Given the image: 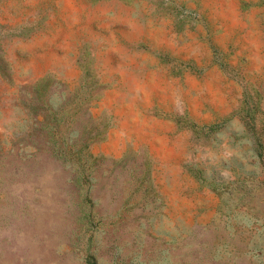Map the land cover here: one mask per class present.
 <instances>
[{"label": "rangeland", "instance_id": "1", "mask_svg": "<svg viewBox=\"0 0 264 264\" xmlns=\"http://www.w3.org/2000/svg\"><path fill=\"white\" fill-rule=\"evenodd\" d=\"M0 264H264V0H0Z\"/></svg>", "mask_w": 264, "mask_h": 264}]
</instances>
